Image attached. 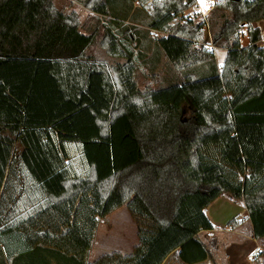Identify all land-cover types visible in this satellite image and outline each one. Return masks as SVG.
I'll list each match as a JSON object with an SVG mask.
<instances>
[{"label":"trees","instance_id":"16d2710c","mask_svg":"<svg viewBox=\"0 0 264 264\" xmlns=\"http://www.w3.org/2000/svg\"><path fill=\"white\" fill-rule=\"evenodd\" d=\"M72 2L93 27L59 0H0V264H201L223 195L264 239V49L240 43L264 0H217L207 23L181 18L196 0ZM206 24L221 65L195 47ZM120 208L138 244L90 263Z\"/></svg>","mask_w":264,"mask_h":264},{"label":"rangeland","instance_id":"374dc122","mask_svg":"<svg viewBox=\"0 0 264 264\" xmlns=\"http://www.w3.org/2000/svg\"><path fill=\"white\" fill-rule=\"evenodd\" d=\"M59 3H61L63 6H71L69 9L75 10L79 15L85 24H87L90 27H93L95 25V18L96 15H94L89 10L85 9L83 6L73 3L72 0H59ZM71 4V5H70ZM245 45H248V41L245 39L244 42ZM226 50L219 49L216 54L217 63L221 65L226 57ZM140 83L142 86L144 85L143 79L139 78ZM215 207L213 209V214L216 215L215 208L220 210V213L222 215H230L231 220L225 225V228H228V224L237 217V215H243V202L240 200H233L231 201L228 197V195H223L220 197L217 201L214 202ZM109 223L103 224L101 226L98 236L95 240V244L91 250L89 262L92 263L99 259L101 256L107 253L117 252V251H128L123 253L131 254L134 251L135 246L138 243L137 239V227L135 220L130 215L128 210L126 208H122L118 210L115 214L111 215L109 219ZM247 220V219H246ZM219 224L217 226V232H220L222 228H219ZM223 227V226H222ZM210 231L209 232H203L199 239L206 243L208 245L207 247L211 251V258L202 264H228V258L225 255V252L221 251V248H218V246L215 243H212V239H210ZM217 236H221V238L224 236L222 232L218 233ZM228 237V236H227ZM211 241V244L209 243ZM128 247V250L125 249ZM132 247L133 249L130 250L129 248ZM131 249V248H130ZM122 253V254H123ZM221 253V254H220ZM223 255V258H222ZM257 255H259L257 253ZM264 256L262 257V259ZM247 261L252 260V254H249L246 256ZM260 259L259 261H253L255 264L258 262L264 263V260L262 261ZM168 264H184L182 261L178 259L176 255H173Z\"/></svg>","mask_w":264,"mask_h":264},{"label":"crops","instance_id":"0c3cea01","mask_svg":"<svg viewBox=\"0 0 264 264\" xmlns=\"http://www.w3.org/2000/svg\"><path fill=\"white\" fill-rule=\"evenodd\" d=\"M228 197L231 201H233L231 196L228 195ZM215 205L216 204L213 203L207 209V216L214 226V230L210 231V234H209L211 237L210 239H212V243H215L218 246V248H221V251L225 252L226 257L228 258V264H255L253 262V261H255L253 259L254 256L257 253L259 254L260 252L264 251V239H255L254 238L253 227H252V224L249 220L247 210L245 209L244 202H243V210H242L243 215H237V217H239L240 220L242 221V224L235 230L228 229L227 227L225 228V225H227V223L231 220L230 215H227V214L222 215L220 213V210L217 208H215L216 215L213 214V209H214ZM120 209H122V208H120ZM120 209H118V210H120ZM118 210L113 212L111 215L115 214ZM111 215H109L105 220H100L98 230H97V234H96V238L98 236V232H99L101 226H103V224H105L107 222L109 223V221H110L109 219H110ZM218 224L220 226L219 228H222V230L220 232H222V234H224V236L222 238H221V236H217V234L220 233V232H217ZM205 232H209V231H205ZM202 233H200V235ZM96 238H95V240H96ZM201 242L204 243L203 241H201ZM209 243L211 244V241H209ZM94 244H95V241H94ZM204 244L206 245V243H204ZM206 246H208V245H206ZM130 248H129V252H130V250L133 249L132 247H130ZM125 249L128 250V247H126ZM117 252L122 254L123 252H128V251L122 250V251H117ZM107 254H110V253H107ZM249 254H252V260L251 261H247V259H245L246 256ZM123 255H128V253H123ZM173 255H176L178 257V259L180 260L179 251L177 250L174 253H172L166 259L164 264H168L170 258ZM222 258H223V255H222ZM260 259H262V257ZM263 260H264V258L262 259V261ZM261 264H263V262Z\"/></svg>","mask_w":264,"mask_h":264},{"label":"built area","instance_id":"2783aa9c","mask_svg":"<svg viewBox=\"0 0 264 264\" xmlns=\"http://www.w3.org/2000/svg\"><path fill=\"white\" fill-rule=\"evenodd\" d=\"M216 3L217 0H196L194 6H192L188 11H186L181 18H183V20H191L194 18H198L200 20H203L205 23H207V18L214 9ZM254 26L259 27L261 30L259 40L253 43L250 42L249 32L247 28H244L240 31V43L243 47L254 45L260 49H264V21L259 24H255ZM150 32L152 34V37L155 39L168 36V34L162 33L157 30H150ZM204 32L207 36V41L197 43L195 47L198 49H203L204 51L207 52L216 53L219 49L213 42L212 33L208 24H206V26L204 27ZM245 39L248 41V45L244 44ZM253 259L256 261L258 259V255L256 254Z\"/></svg>","mask_w":264,"mask_h":264},{"label":"water","instance_id":"95a60500","mask_svg":"<svg viewBox=\"0 0 264 264\" xmlns=\"http://www.w3.org/2000/svg\"><path fill=\"white\" fill-rule=\"evenodd\" d=\"M234 1H238V0H234Z\"/></svg>","mask_w":264,"mask_h":264}]
</instances>
